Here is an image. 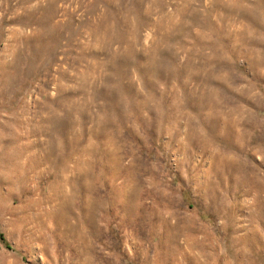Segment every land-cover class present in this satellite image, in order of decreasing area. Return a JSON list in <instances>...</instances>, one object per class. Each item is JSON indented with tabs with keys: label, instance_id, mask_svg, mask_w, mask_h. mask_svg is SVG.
I'll return each mask as SVG.
<instances>
[{
	"label": "rangeland",
	"instance_id": "374dc122",
	"mask_svg": "<svg viewBox=\"0 0 264 264\" xmlns=\"http://www.w3.org/2000/svg\"><path fill=\"white\" fill-rule=\"evenodd\" d=\"M0 264H264V0H0Z\"/></svg>",
	"mask_w": 264,
	"mask_h": 264
}]
</instances>
